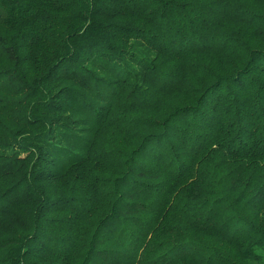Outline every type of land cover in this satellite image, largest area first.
Masks as SVG:
<instances>
[{"label": "trees", "instance_id": "obj_1", "mask_svg": "<svg viewBox=\"0 0 264 264\" xmlns=\"http://www.w3.org/2000/svg\"><path fill=\"white\" fill-rule=\"evenodd\" d=\"M0 264H264V0H0Z\"/></svg>", "mask_w": 264, "mask_h": 264}]
</instances>
